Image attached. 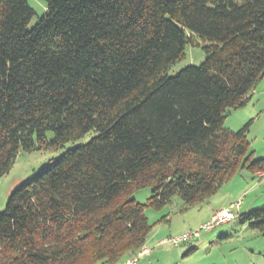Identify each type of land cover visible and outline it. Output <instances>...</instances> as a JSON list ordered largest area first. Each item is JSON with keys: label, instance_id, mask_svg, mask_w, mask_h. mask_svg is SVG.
Wrapping results in <instances>:
<instances>
[{"label": "trees", "instance_id": "obj_1", "mask_svg": "<svg viewBox=\"0 0 264 264\" xmlns=\"http://www.w3.org/2000/svg\"><path fill=\"white\" fill-rule=\"evenodd\" d=\"M27 1L0 0V178L22 152L95 135L11 192L0 264H122L153 228L146 206L185 210L239 167L264 173L250 122L222 125L264 75V0H41L30 28ZM196 38L204 61L167 75ZM241 216L264 233V207Z\"/></svg>", "mask_w": 264, "mask_h": 264}, {"label": "rangeland", "instance_id": "obj_2", "mask_svg": "<svg viewBox=\"0 0 264 264\" xmlns=\"http://www.w3.org/2000/svg\"><path fill=\"white\" fill-rule=\"evenodd\" d=\"M27 2L34 12L27 27L30 28L44 13L46 5L41 0ZM193 43L194 45L184 47V57L169 68L167 75L173 76L186 66H199L204 61L206 54L202 46L208 42L196 38ZM255 84L245 105L230 110L222 124L227 130L236 132L250 122L245 137L249 141L248 150L253 161L264 158V75ZM94 135L95 132L91 131L55 150L22 152L9 172L0 178V211L5 209L11 192L34 175L48 160L58 157L75 145L87 143ZM46 138L51 140L53 133L47 132ZM257 175L258 173L247 168L239 167L215 194L185 210H182L183 203L178 197H174L171 203L160 209L146 206V220L153 225L147 245L152 252L140 257L137 264H264V233L243 224L241 216L264 207V177ZM132 194L138 203L145 205L151 190L150 187H144L136 189ZM237 201H241V206L238 211H234L233 220L211 229L210 232H202L197 239L180 244L179 247L169 244L157 247L154 246L157 241L150 242L156 232H159L157 240L161 241L169 234L175 236L182 232L195 231L208 220L202 222L209 210L222 204L229 206Z\"/></svg>", "mask_w": 264, "mask_h": 264}, {"label": "built area", "instance_id": "obj_3", "mask_svg": "<svg viewBox=\"0 0 264 264\" xmlns=\"http://www.w3.org/2000/svg\"><path fill=\"white\" fill-rule=\"evenodd\" d=\"M264 173H259L257 176L263 178ZM241 201H237L229 206L222 207L216 211H214L209 219L202 223L199 228L195 231H189L186 233H181L175 236H168L160 241V244H169L174 247H179L180 244L188 243L192 239H197L200 237L202 232H209L211 229H214L217 226L226 224L234 219V211H238L241 206ZM149 253V249L145 248V246L141 247V249L131 256V258L126 259L122 264H137L140 257Z\"/></svg>", "mask_w": 264, "mask_h": 264}, {"label": "crops", "instance_id": "obj_4", "mask_svg": "<svg viewBox=\"0 0 264 264\" xmlns=\"http://www.w3.org/2000/svg\"><path fill=\"white\" fill-rule=\"evenodd\" d=\"M224 206H227L226 204H222V205H219V206H217V208H214V209H212V210H209V214H207V216H205V219L202 221V222H204V221H206L207 219H209V216H211V214L216 210V209H219V208H222V207H224ZM210 232V231H209ZM158 234H159V232H156V234L152 237V239L150 240V242L151 241H154V242H156L157 241V243L154 245V246H162V245H164V244H160V241L159 240H157V236H158ZM169 236H171L170 234H169ZM213 236V235H212ZM166 237H168V236H166ZM165 237V238H166ZM163 239V238H162ZM161 240V239H160ZM159 241V242H158ZM149 244V241L147 240V242L145 243V248H147V249H149V253H147V254H145V255H143V256H147V255H150L151 254V252H152V249L151 248H148V245ZM142 256V257H143Z\"/></svg>", "mask_w": 264, "mask_h": 264}]
</instances>
